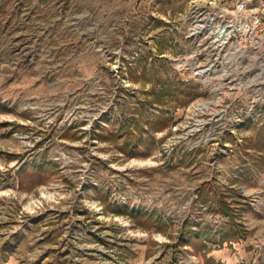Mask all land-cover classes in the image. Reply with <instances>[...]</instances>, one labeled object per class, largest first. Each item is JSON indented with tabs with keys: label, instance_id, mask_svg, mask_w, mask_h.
Wrapping results in <instances>:
<instances>
[{
	"label": "rangeland",
	"instance_id": "rangeland-1",
	"mask_svg": "<svg viewBox=\"0 0 264 264\" xmlns=\"http://www.w3.org/2000/svg\"><path fill=\"white\" fill-rule=\"evenodd\" d=\"M191 1L0 0V264H264V47L196 75Z\"/></svg>",
	"mask_w": 264,
	"mask_h": 264
},
{
	"label": "built area",
	"instance_id": "built-area-1",
	"mask_svg": "<svg viewBox=\"0 0 264 264\" xmlns=\"http://www.w3.org/2000/svg\"><path fill=\"white\" fill-rule=\"evenodd\" d=\"M185 16L190 20L186 38L194 43L191 61L205 68L196 75L223 73L238 53L264 47V0H192ZM210 38L209 42L205 39ZM229 51L226 67L219 52ZM236 61V60H235Z\"/></svg>",
	"mask_w": 264,
	"mask_h": 264
},
{
	"label": "trees",
	"instance_id": "trees-1",
	"mask_svg": "<svg viewBox=\"0 0 264 264\" xmlns=\"http://www.w3.org/2000/svg\"><path fill=\"white\" fill-rule=\"evenodd\" d=\"M220 209L222 210L221 212L228 215V216H232L234 215V210L232 209V207L230 206L229 202H228V194L226 192H223L220 196Z\"/></svg>",
	"mask_w": 264,
	"mask_h": 264
}]
</instances>
